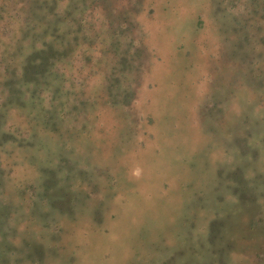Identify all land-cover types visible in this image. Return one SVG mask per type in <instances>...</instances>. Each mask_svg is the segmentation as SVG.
<instances>
[{
    "label": "rangeland",
    "instance_id": "374dc122",
    "mask_svg": "<svg viewBox=\"0 0 264 264\" xmlns=\"http://www.w3.org/2000/svg\"><path fill=\"white\" fill-rule=\"evenodd\" d=\"M0 264H264V0H0Z\"/></svg>",
    "mask_w": 264,
    "mask_h": 264
},
{
    "label": "trees",
    "instance_id": "16d2710c",
    "mask_svg": "<svg viewBox=\"0 0 264 264\" xmlns=\"http://www.w3.org/2000/svg\"><path fill=\"white\" fill-rule=\"evenodd\" d=\"M50 58V57H49Z\"/></svg>",
    "mask_w": 264,
    "mask_h": 264
}]
</instances>
